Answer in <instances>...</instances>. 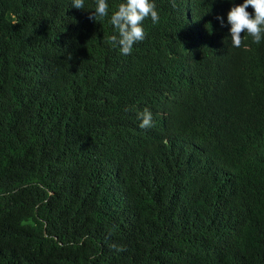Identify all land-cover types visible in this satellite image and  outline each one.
<instances>
[{"label": "trees", "instance_id": "obj_1", "mask_svg": "<svg viewBox=\"0 0 264 264\" xmlns=\"http://www.w3.org/2000/svg\"><path fill=\"white\" fill-rule=\"evenodd\" d=\"M122 1L0 0V264H264V61L198 0L123 55Z\"/></svg>", "mask_w": 264, "mask_h": 264}, {"label": "clouds", "instance_id": "obj_2", "mask_svg": "<svg viewBox=\"0 0 264 264\" xmlns=\"http://www.w3.org/2000/svg\"><path fill=\"white\" fill-rule=\"evenodd\" d=\"M201 5L200 21L207 29L224 30L231 47L240 48L243 43L241 33H247L242 49L264 61V0H219V11L209 7V0H198ZM111 15L110 23L118 35L108 37L112 48L119 46L123 55H133L135 49L145 39L143 23L154 25L158 21L181 26L189 13L188 0H123ZM72 7L84 8V0H73ZM106 0H96L95 12L89 19L96 21L108 15ZM252 14V15H251ZM179 61H191L196 54L182 49L176 54H168ZM141 128L153 126V116L145 108L138 114ZM143 130V129H142ZM122 251V249H117Z\"/></svg>", "mask_w": 264, "mask_h": 264}]
</instances>
